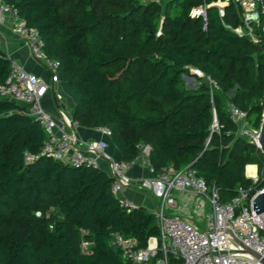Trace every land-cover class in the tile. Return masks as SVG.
I'll return each mask as SVG.
<instances>
[{
    "label": "trees",
    "instance_id": "16d2710c",
    "mask_svg": "<svg viewBox=\"0 0 264 264\" xmlns=\"http://www.w3.org/2000/svg\"><path fill=\"white\" fill-rule=\"evenodd\" d=\"M4 2L38 31L46 56L58 62L59 83L74 103L78 126L107 128L123 161L138 156L137 144H148L154 176L193 166L223 202L241 186L252 193L264 188V154L236 135L228 110L235 104L246 112L248 127L260 130V3V23L240 36L234 29L242 12L233 0ZM199 7L204 14L196 12ZM190 68L204 74L195 90L180 79ZM9 73V57L0 49V86ZM214 110L220 134L212 132ZM25 111L0 98V264H129L110 244L119 234L145 248L160 233L152 212L126 208L103 169L42 155L46 134ZM250 164L258 166L256 183L245 173Z\"/></svg>",
    "mask_w": 264,
    "mask_h": 264
},
{
    "label": "built area",
    "instance_id": "2783aa9c",
    "mask_svg": "<svg viewBox=\"0 0 264 264\" xmlns=\"http://www.w3.org/2000/svg\"><path fill=\"white\" fill-rule=\"evenodd\" d=\"M242 12V23L234 29L240 36L251 35L253 26L260 23L261 10L259 0H233ZM218 4V3H217ZM223 14L224 3L218 4ZM204 14V9L196 8ZM11 18L17 33L26 38L34 59L43 65L50 74L53 83H59L58 62L49 59L44 52V43L36 29L30 28L17 10L0 0V23ZM10 73L7 83L0 86V98L20 102L25 105V113L43 129L46 134L42 155L54 158L75 167H99L98 159L109 162L108 174L113 179L112 191L117 196L126 188L136 186L149 191L159 201L152 210L159 228V235L148 240L145 248H139L135 238H123L117 234L110 246L121 252L122 258L129 264H264V212H254L253 200L258 192L253 188L239 187L238 194L231 201L223 202L215 185H209L198 176L197 170L188 166L182 171L163 170L151 178L132 180L127 175L130 165L141 161L149 165L151 146L137 144L138 156L131 162L116 161L106 152L104 141H81L74 127L77 122L65 113L55 117L43 105L50 84L36 74L28 72L16 58H9ZM195 74L203 77L200 70ZM211 87L217 88V82L209 78ZM230 120L237 126L236 135L246 136L259 148L260 130L251 129L246 122L247 114L233 103L228 105ZM110 134L107 128H100ZM212 132L220 134L217 114L214 110ZM231 131H227L230 134ZM26 159H35L25 153ZM151 167V166H150ZM152 169V168H151ZM254 183L259 180L250 177ZM264 179V177H263ZM193 192L206 201L209 210L203 217L204 224L198 227L190 221L167 213L166 206L175 193ZM130 209L136 208L128 199L120 200ZM40 213V212H39ZM41 215V214H40ZM87 243L83 244V250ZM254 252L259 259L252 255Z\"/></svg>",
    "mask_w": 264,
    "mask_h": 264
},
{
    "label": "crops",
    "instance_id": "0c3cea01",
    "mask_svg": "<svg viewBox=\"0 0 264 264\" xmlns=\"http://www.w3.org/2000/svg\"><path fill=\"white\" fill-rule=\"evenodd\" d=\"M0 49L9 58H16L20 61L28 72L36 74L50 84V89L43 100V105L52 115L58 117L61 113H65L73 118L75 109L73 101L64 93L60 83H53L46 68L34 59L26 38L16 32L11 18H7L4 23H0ZM18 103L25 107L23 103ZM74 131L81 141L106 142L108 145L106 152L112 159L116 161L122 160V153L113 144L110 134L104 133L100 128H86L78 125L74 127ZM98 164L101 169L108 173V161L99 158ZM255 167L256 172H258V166L255 165ZM127 175L132 180L151 178L154 176L151 167L143 164L141 161L130 165ZM247 177L250 178L251 176ZM118 198L120 200L128 199L135 206L144 207L149 211L154 210L159 205V201L154 198L149 191H142L136 186L126 188L118 195ZM208 210L209 208L206 201L193 192L175 193L172 195L171 202L166 206L168 214L182 217L198 227L203 226V217Z\"/></svg>",
    "mask_w": 264,
    "mask_h": 264
},
{
    "label": "water",
    "instance_id": "95a60500",
    "mask_svg": "<svg viewBox=\"0 0 264 264\" xmlns=\"http://www.w3.org/2000/svg\"><path fill=\"white\" fill-rule=\"evenodd\" d=\"M259 2L264 12V0H259ZM258 141H259V149H261V151L264 154V115H263L262 123L260 126V135H259ZM191 167L193 168V166ZM253 207H254V212L256 215L264 212V191L258 192L255 194L254 200H253ZM248 252H250L252 255H254L256 258L259 259V256L255 254L254 252H251L249 250Z\"/></svg>",
    "mask_w": 264,
    "mask_h": 264
},
{
    "label": "rangeland",
    "instance_id": "374dc122",
    "mask_svg": "<svg viewBox=\"0 0 264 264\" xmlns=\"http://www.w3.org/2000/svg\"><path fill=\"white\" fill-rule=\"evenodd\" d=\"M156 2H160L161 0H155ZM218 4H220V2H218ZM199 10V8H197ZM162 14H163V10H162ZM199 70L196 68H190L188 73H182L180 75V79L182 81V83L189 89V90H195L197 88H199L201 85H203V80H199L197 78H199V76L197 77V75L195 74V71ZM220 91V90H218ZM246 173V170H245ZM247 174V173H246ZM38 216H40L41 213L37 212L36 213Z\"/></svg>",
    "mask_w": 264,
    "mask_h": 264
},
{
    "label": "bare ground",
    "instance_id": "6f19581e",
    "mask_svg": "<svg viewBox=\"0 0 264 264\" xmlns=\"http://www.w3.org/2000/svg\"><path fill=\"white\" fill-rule=\"evenodd\" d=\"M255 165H249L246 167L247 176L256 177Z\"/></svg>",
    "mask_w": 264,
    "mask_h": 264
}]
</instances>
